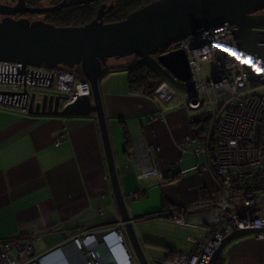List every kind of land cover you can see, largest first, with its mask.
<instances>
[{"label": "crops", "instance_id": "obj_1", "mask_svg": "<svg viewBox=\"0 0 264 264\" xmlns=\"http://www.w3.org/2000/svg\"><path fill=\"white\" fill-rule=\"evenodd\" d=\"M127 79L122 69L99 82L119 186L149 263L174 264L163 247L178 256L189 253L196 240H205L213 227L207 203L221 192L209 166L208 145L201 146L191 125L203 112L188 106L187 94L169 102L132 95ZM123 128L130 138L127 150ZM153 169L157 174L138 178ZM135 194L141 197L133 199ZM164 208L188 210L181 214L184 225L156 217L185 229L171 242L142 239L138 224ZM120 222L95 114L30 116L0 107V242L33 238L34 260L26 264H75L79 256L71 239L92 232L101 234L95 250L100 264H128V255L138 264L125 233L128 252L114 239L112 230ZM217 264H264V236L232 241Z\"/></svg>", "mask_w": 264, "mask_h": 264}, {"label": "water", "instance_id": "obj_2", "mask_svg": "<svg viewBox=\"0 0 264 264\" xmlns=\"http://www.w3.org/2000/svg\"><path fill=\"white\" fill-rule=\"evenodd\" d=\"M62 0L54 6L29 7L26 0L14 5L0 4V61L20 63L47 70L78 68L91 89V96H82L61 107L58 96L32 93L26 113L30 116L88 117L96 115L115 203L127 241L138 264H150L134 229L121 192L110 144L99 82L102 70L110 59L135 56L144 59L166 83L183 89L190 102H196L191 71L183 51L167 52L170 44L228 23L238 44L249 80L264 84V0H155L128 14L123 20L105 22V5H101L90 22L80 26H55L42 20L12 18L11 15L50 14L71 4ZM112 6L108 8L111 9ZM261 29V30H258ZM40 82L35 80L34 86ZM43 83V81H41ZM50 86V80L48 81ZM26 88L27 84L24 80ZM27 96L26 90L18 94ZM111 232V231H110ZM112 233V232H111ZM260 233L263 229L235 230L220 242L210 260L217 264L223 249L232 241ZM101 234H94L100 243Z\"/></svg>", "mask_w": 264, "mask_h": 264}, {"label": "built area", "instance_id": "obj_3", "mask_svg": "<svg viewBox=\"0 0 264 264\" xmlns=\"http://www.w3.org/2000/svg\"><path fill=\"white\" fill-rule=\"evenodd\" d=\"M178 50L186 55L195 88L196 102L187 99L186 103L191 109L209 115V166L219 179L221 192L228 190L230 195L221 192L213 195L212 201L207 203V221L213 224L208 237L196 240L192 250L179 254L174 264H210L213 253L227 235L235 230L264 228V95H242L257 84L249 80L233 28L228 23L172 43L166 51ZM21 70L20 63L0 61V107L26 112L33 92L58 96L62 108L79 97L91 96L89 83L77 79L69 70L26 66L25 74L19 75ZM35 80L40 82L34 86ZM25 90L27 96L18 95ZM175 95L166 81L154 90V96L164 102ZM61 140L62 137L54 142L58 144ZM155 173L153 169L138 178ZM140 197L141 194L133 195L136 200ZM178 211L172 213V219L184 225ZM101 215L104 214L101 212ZM122 226L118 223L112 232L117 244L128 252L124 232L120 230ZM32 242L33 238L25 243L0 242V264L32 262ZM99 244L92 232L74 236L71 246L79 256L75 264H100L95 252ZM11 250L17 258L12 256ZM127 258L128 264H136L131 255Z\"/></svg>", "mask_w": 264, "mask_h": 264}, {"label": "trees", "instance_id": "obj_4", "mask_svg": "<svg viewBox=\"0 0 264 264\" xmlns=\"http://www.w3.org/2000/svg\"><path fill=\"white\" fill-rule=\"evenodd\" d=\"M41 1L48 2V4H46L47 6L56 5L61 2V0H26V4L37 6ZM153 1L155 0H109V4L112 5V9L104 15V21L107 23L121 21L131 12ZM99 4L100 2L95 3L93 2V0H78L77 2H71L70 5L65 6L63 9L48 14L46 16V19L49 24H53L55 26L84 25L95 18ZM59 69L68 70L64 67H59ZM122 69L127 71L128 90L132 95H145L152 97L154 96L155 88L162 81H164L163 77L150 64H148L144 59H140L137 57L134 58V61L128 62L123 67H110L107 65L102 70L101 80L108 76L109 73L120 71ZM71 71H74L75 73L80 75V79H83L78 68ZM191 125L193 128L194 136L199 140L201 146L204 148L206 144H208V116H205L204 113H201V115L197 116L196 119L192 120ZM122 133L127 150L130 145V138L124 128L122 129ZM147 216H145L146 218H144L143 220H153L156 219V217L172 219V211L170 210V208H164L159 212L148 214ZM163 248L166 249L165 251L167 252L169 260L173 262L177 254L166 247Z\"/></svg>", "mask_w": 264, "mask_h": 264}, {"label": "rangeland", "instance_id": "obj_5", "mask_svg": "<svg viewBox=\"0 0 264 264\" xmlns=\"http://www.w3.org/2000/svg\"><path fill=\"white\" fill-rule=\"evenodd\" d=\"M9 0H0V4H6ZM48 2H43L41 1L38 6H47ZM134 56H128L125 58L121 59H110L108 61V66L111 65L114 62H130L134 61ZM75 75L77 79H80V75L75 73L74 71H69ZM169 87H171L177 94V100H182L186 96V92L178 88L176 86H173L172 84H169ZM37 93V92H34ZM242 95H264V84L259 85V86H254L251 90L244 92ZM214 98V95H213ZM225 195H230V192L228 190H224ZM136 202V201H135ZM138 229V234L141 236L142 239H147V240H154L158 239V241H167L171 242L175 238V235L177 233H181L180 230L185 229L182 226H177L171 221H165L161 219H153V220H145L141 221V223L138 224L137 226ZM152 253L154 256H156V249L152 250Z\"/></svg>", "mask_w": 264, "mask_h": 264}, {"label": "flooded vegetation", "instance_id": "obj_6", "mask_svg": "<svg viewBox=\"0 0 264 264\" xmlns=\"http://www.w3.org/2000/svg\"><path fill=\"white\" fill-rule=\"evenodd\" d=\"M62 1V0H61ZM69 1H71V0H67L66 2H69ZM78 0H72V3L73 2H77ZM91 1V0H90ZM93 2H95V3H97V2H100V4L98 5V9L100 8V6L101 5H105L106 6V8L104 9L105 10V14H107L111 9H109L108 10V8L110 7V6H112L111 4H109V0H93ZM16 3V0H9L6 4L7 5H14ZM60 3V2H59ZM58 3V4H59ZM27 5V4H26ZM57 5V4H56ZM27 6H29V7H34V8H37V7H44V6H32V5H27ZM52 6H54V5H52ZM98 9H97V11H98ZM97 13V12H96ZM256 14H264V10L263 11H260V12H258V13H256ZM48 14H43V15H29V14H18V15H11V17L12 18H15V19H19V18H27V19H29L30 21H33V20H42V21H44V22H46V23H49V22H47V19H46V16H47ZM4 16H2V15H0V19L1 18H3ZM233 28V27H232ZM234 29V28H233ZM258 30H261V29H258Z\"/></svg>", "mask_w": 264, "mask_h": 264}, {"label": "bare ground", "instance_id": "obj_7", "mask_svg": "<svg viewBox=\"0 0 264 264\" xmlns=\"http://www.w3.org/2000/svg\"><path fill=\"white\" fill-rule=\"evenodd\" d=\"M237 46H238V44H237ZM195 89V88H194ZM49 95H52V94H49ZM54 96V95H53ZM204 113V112H203ZM205 114V113H204ZM205 116H209L207 113L205 114ZM209 118V117H208ZM209 123H210V119H209ZM203 205V204H202ZM183 212H188V210H186V209H180L179 211H178V213L179 214H183ZM183 218V217H182ZM183 222H184V219H183ZM185 223V222H184ZM263 229V228H262ZM258 234H260V233H257V234H253V235H258ZM262 235V234H261ZM262 236H264V235H262Z\"/></svg>", "mask_w": 264, "mask_h": 264}]
</instances>
